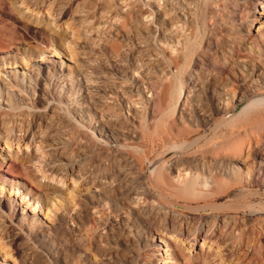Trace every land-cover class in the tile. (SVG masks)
<instances>
[{"label":"rangeland","instance_id":"374dc122","mask_svg":"<svg viewBox=\"0 0 264 264\" xmlns=\"http://www.w3.org/2000/svg\"><path fill=\"white\" fill-rule=\"evenodd\" d=\"M29 1L0 11V36L7 40L0 43V59L12 64L0 65V86L24 81L8 94L0 87L1 101L7 98L10 105L0 102V264H140L150 263L152 255L157 260L152 264L170 259L173 264H261L264 187L249 183L264 179L257 171L264 159L252 156L264 153V105L239 113L253 98L236 106L221 101L213 85L223 82L216 69L227 66L231 56L264 59V0H252L255 19L248 0H185L188 22L178 21L177 0H52L53 5L35 0L41 6ZM129 8L135 15L128 17ZM165 17L174 22L170 36L161 34L168 26ZM232 31L258 44L249 41L229 55L225 45ZM8 44L10 50L4 48ZM44 50L48 60L39 62ZM21 56L39 74L37 80L32 75L33 84ZM140 69L158 81L159 89L152 92L158 104L153 106L143 89L135 97L139 117L133 119L116 87L127 89L123 76L132 77L125 71ZM230 70L248 75L243 65ZM105 87L112 98L103 96ZM228 87L236 98L237 88ZM260 91L264 99V86ZM81 99L86 101L82 112ZM217 104L226 108L222 118ZM96 110L104 111L118 139H100ZM210 121L215 129L208 132L204 127ZM223 153L241 154L235 162L239 171L213 167ZM193 159H205L202 171ZM195 173L200 183L182 193ZM150 180L165 193L159 199L167 213L127 210L134 196L145 206L157 201L146 189ZM249 206L261 210L252 214ZM120 212L140 219L138 228L122 224ZM163 229L168 233L161 235ZM201 229L209 230L210 243L191 244L192 238L181 241L171 234L194 235ZM160 236L172 252L163 251ZM229 244L233 254L219 257Z\"/></svg>","mask_w":264,"mask_h":264},{"label":"bare ground","instance_id":"6f19581e","mask_svg":"<svg viewBox=\"0 0 264 264\" xmlns=\"http://www.w3.org/2000/svg\"><path fill=\"white\" fill-rule=\"evenodd\" d=\"M22 1H25V3H26V1L27 0H0V11H4L6 8H7V6L8 5H12V6H10V7H12L13 9H14V7H13V5H15L16 3H18V2H22ZM29 1V0H28ZM33 1H35V0H33ZM41 1V2H40ZM58 1H60V0H58ZM57 1V2H58ZM107 1V0H106ZM178 2L175 4V7H177V9L178 8H181L180 10V12H179V10H178V12H179V15H180V18L178 19V21L179 22H182V20H184V22H188V21H190L191 20V13H190V10L188 9V7L186 6V4H185V0H177ZM248 1H250V3L248 4L249 5V7L251 8V10H252V15H251V17L253 18V19H255V17H254V11H255V5H254V3H252V0H248ZM253 1H255V2H258V0H253ZM30 2V1H29ZM29 2H28V4H29ZM35 2H37L38 3V5H40L41 3H42V5L44 4L43 2L44 1H42V0H39V2H40V4H39V2L38 1H35ZM51 2H52V0L50 1L49 0V3L51 4ZM54 2V1H53ZM53 2H52V5H53ZM138 2V1H137ZM24 3V2H23ZM24 3V4H25ZM31 3V2H30ZM59 3V2H58ZM136 3V2H135ZM19 4V3H18ZM22 4V3H21ZM31 4H33V3H31ZM49 4V5H50ZM127 4V3H126ZM125 4V5H126ZM26 5H27V3H26ZM26 5H25V7H26ZM34 5H35V3H34ZM45 5V4H44ZM49 5H47V6H49ZM57 5V4H56ZM124 5V7H126ZM129 5V4H128ZM138 5V4H137ZM261 5V4H260ZM24 6V5H23ZM29 6H30V4H29ZM33 6V5H32ZM41 6V5H40ZM47 6H45V7H47ZM18 7V6H17ZM36 7V6H35ZM58 7V6H57ZM110 7V6H109ZM112 7V6H111ZM110 7V8H111ZM259 7V6H258ZM11 8V9H12ZM16 8V7H15ZM26 8H28V7H26ZM56 8V7H55ZM102 9H104L103 7H101ZM145 8V7H144ZM8 9V8H7ZM10 9V10H11ZM143 9V8H142ZM141 8H140V10H142ZM195 9V8H194ZM17 11V13H19V10H18V8L16 9ZM33 10V9H32ZM31 10V11H32ZM107 10V9H106ZM106 10H105V12H106ZM129 10H130V8H129ZM132 10V9H131ZM130 10V11H131ZM134 10V9H133ZM144 10V9H143ZM142 10V11H143ZM53 11V10H52ZM56 11V10H55ZM103 11V10H102ZM142 11H140V12H142ZM242 11V10H241ZM33 12V11H32ZM104 12V11H103ZM108 12H109V10H108ZM135 13V11H131V14H130V12H129V14H130V16L128 15V17H131V15L133 14V13ZM137 12V11H136ZM117 13V12H116ZM119 13V12H118ZM128 13V12H127ZM138 13H139V11H138ZM163 13V12H162ZM193 13V12H192ZM195 13V12H194ZM57 14V13H56ZM54 15V16H58V15ZM166 14V13H165ZM116 15V14H115ZM114 15V16H115ZM118 15V14H117ZM116 15V16H117ZM133 15H135V14H133ZM132 15V16H133ZM139 15V14H138ZM140 15H141V13H140ZM197 15V14H196ZM233 15H235V16H237V17H241V14H233ZM108 16V15H107ZM121 16V15H120ZM141 16H143V15H141ZM51 17V16H50ZM118 17V16H117ZM116 17V18H117ZM150 17V16H149ZM55 18V17H54ZM57 18V17H56ZM120 19V18H119ZM132 19V18H131ZM166 21H167V24H168V26L167 27H169V28H163L164 30H162L160 33L161 34H163V35H169L170 36V34L172 33V31H173V26H174V22L170 19V18H164ZM240 19V18H239ZM221 21H224L223 20V18H221L220 19ZM166 23V22H165ZM256 25H262V23L261 22H259V21H257L256 22ZM219 26V25H218ZM184 27V26H183ZM59 28V27H58ZM259 29V28H258ZM239 30H244V28L243 29H241V28H239ZM233 33L231 34V35H228L227 36V38H226V45H225V52L227 53V54H229V55H233V53L235 52V49H238L239 47H243L244 46V44L245 43H247V42H254V44H258L256 41H251V39H250V36L248 35V34H245V33H241V32H234V31H232ZM7 35V34H6ZM172 39L173 40H177L175 37H173L172 36ZM170 40V39H169ZM5 43V42H7V40H4L3 39V36H0V43ZM172 44L174 43L172 40L170 41ZM263 43H264V41H263ZM12 44V43H11ZM11 44H8V46H6V47H4V48H8L9 49V47H11ZM4 45V44H3ZM10 45V46H9ZM2 47V46H1ZM4 48H2V49H4ZM10 50V49H9ZM219 52H221V51H219ZM2 53H4V51L3 50H1L0 49V55L2 54ZM45 53H46V51L44 50L43 52H41L40 53V60H39V62L40 61H47L48 60V58L47 57H45ZM8 61V60H7ZM21 61H22V64H23V68L24 69H26V70H29L30 71V73H29V75L27 76V81H28V83L29 84H33V81H32V75L33 76H36L35 77V79L37 80V77H38V73H32V64L25 58V57H22L21 56ZM225 62H227L226 64H227V66H221V67H218L217 69H216V76L218 75L221 79H222V81L223 82H221V81H217V82H215V84L213 85V92H215L218 96V98L221 100V101H225V102H236V106H240L241 104H242V102L244 101V100H247L248 98H253V100L251 99V101H249V103L247 104V105H245L243 108H242V110H241V112H239V113H243V112H245V113H247L246 111H248V110H250V109H252L253 107H257L258 108V106H262V105H264V99L262 98V91H260L259 92V90H260V88L262 87V86H264V59H258V60H256L255 58H248V57H246V56H239V57H232L231 56V58L228 60V61H225ZM14 64V63H13ZM48 64H49V62H48ZM225 64V65H226ZM0 65H2V66H5V65H12L11 63H10V61L9 62H5V58H3V59H0ZM115 65H116V62H115ZM239 65H243V66H246L247 67V71H248V75L247 74H243L241 71H239V75L238 74H234L231 70H230V68L231 67H233V66H239ZM228 66H230V68L228 67ZM139 68V67H138ZM6 69H12V67L11 66H8ZM49 71V73H50V70H48ZM202 71V70H201ZM121 72V71H120ZM125 73H129L130 75H131V79H129V77H126V76H123V79H122V82L123 83H125V85H128V88L127 89H124V88H122V86H119V87H116V89H117V91L119 92V94H120V99L122 100V103H123V105L124 106H126L127 107V109L129 110V111H131L132 112V114H130V116L133 118V119H135V117H139V110H138V108H139V103L138 102H136L137 100H135L136 98L135 97H140L141 96V94H142V91H143V89H145V92H149V94H151L150 96H148V98H147V100H149L150 102H152V104H153V106H155L156 104H158L157 102H158V98L155 96V95H152V92H153V90H157V89H159V86H158V81H156V80H154L153 78H151V77H148V76H146L145 74H143L142 73V69H140V70H130V71H128V72H126L125 71ZM202 73H204V72H202ZM35 74V75H34ZM205 74V73H204ZM124 75V74H123ZM202 75V74H201ZM122 76V75H121ZM40 77V76H39ZM201 78V77H200ZM207 78V77H206ZM40 79V78H39ZM197 79V78H196ZM215 79H216V77H215ZM131 80V83H129V84H127L129 81ZM121 81V80H120ZM22 82H24L23 81V79H22V81L20 82V81H17L16 79L14 80V82H12V83H6V84H1V89H2V87L3 88H5V90L7 89V92H6V94H8V91H12V89L15 87V86H19V85H21L22 84ZM127 82V83H126ZM95 84V83H94ZM97 84V83H96ZM122 84V83H121ZM195 85V84H194ZM229 85H232V86H234V87H236L237 88V91H238V95H237V97L236 98H233V97H231L230 95V88L231 87H228ZM116 86V85H115ZM113 87V86H112ZM11 89V90H10ZM86 89H87V100L89 101V102H92L91 100H92V88L91 87H89L88 86V84H87V87H86ZM95 90V89H94ZM97 90V89H96ZM115 90V89H114ZM229 91V92H228ZM101 92H102V94H103V96L104 97H107V98H112L113 97V95H112V91H110V89H109V87H105L104 89H101ZM180 92V91H179ZM182 92V91H181ZM183 95V94H182ZM181 95V96H182ZM190 95V94H189ZM185 96V95H184ZM156 97V98H155ZM186 97V96H185ZM184 97V100L187 98H185ZM257 97V98H256ZM256 98V99H255ZM165 100V99H164ZM196 100V99H195ZM81 101H82V103L79 105V109H80V111L82 112V110L85 108V104H86V101L84 100V99H81ZM119 101V100H118ZM220 101V102H221ZM0 102L1 103H3L6 107H10V105L7 103L8 101H7V98H6V100H3V101H1V98H0ZM165 102V101H164ZM190 103V102H189ZM244 103V102H243ZM223 105V104H222ZM228 105V104H227ZM220 106V105H219ZM218 106V104L216 105V108L218 109V110H220L222 113H220V115H218L220 118H222L225 114H226V108L224 107V105H223V107L224 108H221V107H219ZM181 108H182V106H181ZM183 110V109H182ZM193 110V109H192ZM191 110V111H192ZM261 110V109H260ZM102 110H100V111H98V110H96V113H97V116H98V118H99V121H100V124L102 125L101 126V129H100V131H97L98 132V134L100 135V139L101 140H108V138H111V139H118V135H117V133H114L113 132V130L111 129V127H112V125H111V127L106 123V121H105V118H104V111H103V113L101 112ZM195 112H197V111H195ZM106 114V113H105ZM197 114V113H196ZM200 115H202L201 113H200ZM83 119V120H82ZM233 119V118H232ZM79 120H81V121H84V118L83 117H79ZM233 121V120H232ZM109 122V121H108ZM84 127V126H83ZM215 127V124L212 122V121H210V123L207 125V126H205L204 128H205V130L206 131H208V132H210L213 128ZM210 128V130H208ZM215 129V128H214ZM78 130V129H77ZM84 135V134H83ZM124 136V135H123ZM245 136V135H244ZM85 139H86V137H85ZM226 139V138H225ZM124 142V141H123ZM249 142V141H248ZM261 142V141H260ZM259 142V143H260ZM8 143V142H7ZM87 143V142H86ZM258 143V144H259ZM26 144V143H25ZM41 145V144H40ZM223 145V144H222ZM221 145V146H222ZM8 146V145H7ZM224 146V145H223ZM258 146V145H257ZM260 146V145H259ZM230 147V146H229ZM226 148V147H225ZM229 149V148H228ZM220 149H218V151H219ZM221 151V150H220ZM231 151V149L229 150V152ZM235 151V150H234ZM222 153V152H221ZM232 153V152H231ZM252 153V152H251ZM227 154V153H226ZM226 154H224L223 153V155H225V157H221V155H219L221 158H219V159H215L214 160V162L212 163V165H213V167L215 168V169H219V170H221V169H224L225 170V172H227L226 170H233V171H239L237 168H238V166L235 164V162H238L239 160H240V156H241V154L239 153V154H231V155H226ZM247 154V153H246ZM170 156H172V155H170ZM169 156V157H170ZM252 156L254 157V158H260V159H264L263 157H264V153H261V152H254L253 154H252ZM177 157H179V156H176L175 158H173V159H176ZM181 157V156H180ZM198 157V156H197ZM168 158V157H167ZM200 158V157H199ZM213 159V158H212ZM202 160H204L205 161V159H201V162H200V159H193V162H194V165H195V167H198V168H200V170L202 171L203 169V163H202ZM154 168V167H153ZM153 168L151 169V170H153ZM258 170L257 171H259V174H258V176L259 177H261V176H264V163L263 162H261L259 165H258V168H257ZM214 170V169H213ZM248 170V169H247ZM188 171V170H187ZM152 172H154V171H151V173ZM176 172H177V170H176ZM195 172V171H194ZM153 175H154V173H152ZM182 174V173H181ZM246 175V174H245ZM249 175V180H251V179H253L251 176V173H247V176ZM198 176H200L198 173H195V177H192V178H189V180H188V182H187V187H185V189L183 190V192L182 193H184V194H187L189 191H191L192 190V187L197 183V184H199L200 182L199 181H197V177ZM202 178V177H201ZM169 180H171V179H169ZM151 182H150V184H149V188H146L147 190H148V192L150 193V195L155 199V200H157V201H153V200H151L149 203L146 201V200H144V201H146L147 202V206H145L144 204H145V202H144V204L141 202L140 203V201H139V197H137V198H135L134 199V197H133V199H131L130 201H129V203H127V210H129V211H131L132 213H135V214H138V213H140V212H144V211H147V208H153L154 209V211L155 210H161V209H163L164 210V205H162L163 203L161 202L162 200H160L159 198H161V194H165L164 192H162L160 189H158V188H155V186H154V184H153V182H152V180H150ZM253 181V180H252ZM252 181H250L251 183H249V185H251V184H253V185H255V186H259V187H264V179H257V178H255L254 179V181L252 182ZM173 182V181H172ZM203 182H204V180H203ZM206 185H208L207 183H206ZM198 186V185H197ZM205 186V185H204ZM158 187V186H157ZM2 189V188H1ZM158 192V193H157ZM2 193V192H1ZM157 193V194H156ZM190 193V192H189ZM138 194V193H137ZM156 194V195H155ZM257 194V193H256ZM260 194V193H259ZM263 195H264V193H262ZM25 196H26V194L22 197L23 199H25ZM145 196V195H144ZM143 196V197H144ZM252 196V195H251ZM141 197H142V195H141ZM158 197V198H157ZM141 199H143V198H141ZM146 199V198H145ZM141 204H143V205H141ZM163 207H162V206ZM7 207L10 209L11 208V202H10V200H8L7 201ZM203 207H206V206H202V208ZM250 208H251V210H252V214H254L255 212H260V211H258V210H261V208H259L258 210H256V208H254V207H252V206H249ZM166 208V207H165ZM150 210V209H149ZM163 210H162V212H163ZM148 212V211H147ZM162 212H160V213H162ZM164 212H165V210H164ZM169 212V211H168ZM262 212V211H261ZM152 213V212H151ZM165 213H167V212H165ZM150 214V213H149ZM148 214V215H149ZM154 214H158V216H159V213H156V212H154ZM146 215V214H145ZM150 215H152V214H150ZM161 215V214H160ZM140 216V215H139ZM165 216V215H164ZM168 216V215H167ZM167 216H165V217H167ZM141 217V216H140ZM150 217V216H149ZM154 217H155V215H154ZM153 217V219L156 221V219ZM161 217V216H160ZM119 221L122 223V224H130L133 228H138L137 227V222H139V220L140 219H137V218H130V216L127 214V213H125V212H120V214H119ZM143 218V217H142ZM152 218V217H151ZM162 218H163V216H162ZM168 218V217H167ZM171 218V217H170ZM165 220L164 221H166V218H164ZM226 219V218H225ZM234 219V218H233ZM237 219V218H236ZM147 220V221H146ZM151 220V219H150ZM163 220V219H162ZM114 222H115V224H116V213H115V216H114V220H113ZM145 221L146 222H148V218L146 219V217H145ZM173 221V220H172ZM222 221V220H221ZM152 222H153V220H152ZM163 222V221H162ZM241 222V221H240ZM262 222V221H261ZM158 223V222H157ZM166 223H168V222H166ZM174 223V222H173ZM259 223V222H258ZM149 224V223H148ZM147 224V225H148ZM262 224V223H261ZM260 223H259V225H261ZM151 225V224H150ZM160 225L162 226V224H161V222H160ZM163 225H165V224H163ZM258 224H256V226H257ZM262 225H264V223L262 224ZM160 226V227H161ZM146 227V226H145ZM166 228H167V226H165ZM263 227V226H262ZM178 228H180V227H178ZM251 228V227H250ZM147 229H148V232L150 231V227L148 226L147 227ZM153 229V228H152ZM159 229H161V228H159ZM173 229V228H172ZM229 229V228H228ZM255 229V228H254ZM185 230V229H184ZM248 230H249V228H248ZM257 230V229H256ZM258 236H259V238H264V228H261V229H259L258 228ZM222 231V230H221ZM160 232V234L161 235H163V233L164 232H167L168 233V230H166V229H163V230H160L159 231ZM174 232V231H173ZM171 233V234H177L176 236L179 238V239H182L181 241H183V238H181V237H184L185 239H190V238H192L193 240H191V244H193L197 239H202L203 240V245L204 244H206V242L207 243H210L211 241V239H212V236L210 235V232H209V230L208 231H206V230H203V229H201V230H199V231H196V233L194 234V235H191V234H188V233H184V234H182L183 233V231H182V233H180L179 231V233L177 232V233ZM251 232V231H250ZM254 233V232H253ZM252 233V234H253ZM170 234V233H169ZM212 235H214L213 234V231H212V233H211ZM210 237H211V239H210ZM215 237H216V235H215ZM217 237H220V236H217ZM222 237V236H221ZM246 237V236H245ZM224 239V238H223ZM253 239V238H252ZM213 240H214V238H213ZM221 240V239H220ZM206 241V242H205ZM219 241V240H218ZM258 241H259V239H258ZM166 242V241H165ZM165 242L163 241V239H161V236H160V243H163V244H165ZM223 242V241H222ZM250 242V241H249ZM253 242V241H252ZM225 243V242H224ZM258 243V242H257ZM255 244V243H254ZM148 245V244H147ZM231 244H229V246L227 245L226 247H223V249H220L219 251H218V256L219 257H227V256H229L230 254H233L232 252H233V250H234V247L233 246H230ZM220 246V245H219ZM253 246V245H252ZM260 246H261V249L263 250V252H264V245H262L261 243H260ZM165 248H164V252L165 253H168V252H172V246L170 245V244H165V246H164ZM210 248V247H209ZM218 249H219V247H218ZM241 250V249H240ZM239 251V250H238ZM245 252V251H244ZM110 254L109 253H105L104 254V256H108L107 257V259H110L111 258V256H109ZM153 256V260L150 262V263H148V262H145V261H143V262H141L140 264H152L153 262L154 263H156L157 262V260L154 258V255H152ZM157 256V255H156ZM261 257V256H260ZM184 259H187V258H183V260ZM190 259V258H189ZM206 260V259H205ZM259 260V259H258ZM262 262H261V264H264V254H263V257H262V260H261ZM206 262H208V261H206ZM174 262H172L171 261V259L170 260H167L166 262H165V264H173ZM176 263V262H175ZM106 264V263H105ZM207 264V263H206Z\"/></svg>","mask_w":264,"mask_h":264}]
</instances>
